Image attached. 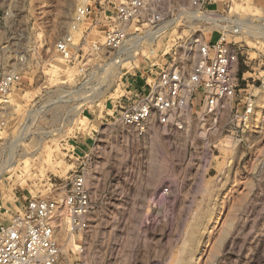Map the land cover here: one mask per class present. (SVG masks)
I'll use <instances>...</instances> for the list:
<instances>
[{"label":"rangeland","instance_id":"374dc122","mask_svg":"<svg viewBox=\"0 0 264 264\" xmlns=\"http://www.w3.org/2000/svg\"><path fill=\"white\" fill-rule=\"evenodd\" d=\"M124 1L0 0V77H18L0 94V216L85 167L88 228L70 235L60 213L57 264H264V125L249 129L263 90L264 0H212L209 18L192 16L191 0H147L145 15L159 20L127 24L116 63L103 43ZM66 39L71 61L56 51ZM218 40L238 50V87L216 122L195 107L182 128L121 124L159 58L189 68L198 44Z\"/></svg>","mask_w":264,"mask_h":264},{"label":"built area","instance_id":"2783aa9c","mask_svg":"<svg viewBox=\"0 0 264 264\" xmlns=\"http://www.w3.org/2000/svg\"><path fill=\"white\" fill-rule=\"evenodd\" d=\"M146 1L125 0L115 9L116 26L106 31L103 47L113 50L116 63L122 59L127 24L140 18L159 20L155 14L145 15ZM211 3L212 0H191V7L207 12ZM56 51L67 61L74 58L70 39L58 42ZM197 53L189 68L177 56L159 58L132 100L122 107L121 124L140 132L151 123L182 128L187 114L195 107L200 119L216 122L219 110L237 92L238 50L227 41L218 40L201 42ZM17 78L16 72L2 74L0 94H6ZM92 208L85 167L74 171L65 185L54 192L26 199L21 212L0 216V264H57L61 254L60 213L65 212L68 233L73 235L88 228Z\"/></svg>","mask_w":264,"mask_h":264},{"label":"bare ground","instance_id":"6f19581e","mask_svg":"<svg viewBox=\"0 0 264 264\" xmlns=\"http://www.w3.org/2000/svg\"><path fill=\"white\" fill-rule=\"evenodd\" d=\"M192 16L197 17V18H209V14L208 13H204V12L198 10V9H196L195 11L192 12ZM164 27H161L160 26L159 28H157V30L152 31L151 33H149V34H147L145 36H139V35L135 36L137 44H138V42H141L142 40L146 39L147 37L151 36L152 34H156L155 32L162 31L164 29ZM262 86H263V90H262V93L259 96V99L257 100V106H256V109H255L256 112H255V115L252 116V120H251L249 129H253L255 127H260V126H263L264 125V79H263V85ZM251 105L252 104H250V106ZM248 111L249 112H252V109H248L247 112ZM12 164L13 163H11L9 165V167L6 166V168H8L6 170H9V169L12 170V169H14L15 166H13ZM62 214H63V216L65 214V212L63 210H62ZM64 217L66 218V221H67V224H68V218H67V216H64ZM216 218H217V211L213 212L209 216V218L207 220V225L208 226H212L216 222ZM196 250L197 251L195 252V254H199L200 249L198 248Z\"/></svg>","mask_w":264,"mask_h":264}]
</instances>
